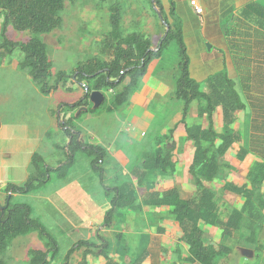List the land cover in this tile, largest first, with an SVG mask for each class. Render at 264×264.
<instances>
[{"label": "trees", "instance_id": "obj_1", "mask_svg": "<svg viewBox=\"0 0 264 264\" xmlns=\"http://www.w3.org/2000/svg\"><path fill=\"white\" fill-rule=\"evenodd\" d=\"M65 0H0V11L3 16L0 36V56H13L20 52L23 58L19 68L26 70L32 82L38 87L43 96L55 95L65 88L67 81L72 79L83 90L82 97L68 104L61 102L57 110L51 115L55 119L58 129L67 139L64 147L55 148L63 152L64 161L57 167L48 165L44 157L34 154L31 158V172L24 185L8 184L5 188L8 194L3 208L0 204V264H6L4 256L11 243L19 237H36V242L27 247L25 261L28 264H50L59 256L58 241L50 233L41 220L33 217V209L26 203H12L15 196H28L47 189L55 180L66 181L76 163L77 155L83 154L90 160L94 174L99 178L100 185L111 199V208L104 217V227L113 226L116 213L123 209L136 210V194L132 184L124 189H115L116 196L111 198V192L105 184L104 164L107 158L106 150L98 145L82 141V132L73 126V118L65 120L64 113H76L78 110L91 105V95L94 92H112L107 110L117 111L128 104L131 95L139 82L147 74L149 65L155 59H160L172 43L177 46V75L175 78V98L182 104L181 124L186 127V140L192 141L195 156L190 166V175L195 179L196 192L189 199H183L178 188L164 193H148L144 197V205L168 208L177 222L182 241L187 246L191 257L189 261L199 264H219V259L229 255L231 250L225 246L219 248L204 242V232L201 224L218 227L223 230V236H233L244 228L245 220L254 225L260 222L264 202L260 189L264 184V165L253 166L249 173L250 183L238 187L227 184L225 188L241 197L243 203L240 208L233 209L227 219L222 217L216 193L208 187L217 180L222 169V163L227 152L238 145L240 133L235 129L238 115L245 111V104L236 89V84L223 70L208 80V92H203L201 86L190 75V58L185 44L182 26L177 19L173 24L169 21L161 0H151L152 7L162 26L166 29L159 38V44L154 49L152 41L144 34L133 32L128 35L122 33V12L119 5L110 8L111 31L102 45V52L109 56L108 62L88 60L78 65L72 75L66 72L52 74L53 64L43 36L58 29L62 25L60 16ZM244 19L252 22V18L264 19V8L250 5L242 12ZM251 19V20H250ZM264 30L262 19L254 23ZM25 34V40L17 41L13 37ZM250 79V80H248ZM251 79L264 81V71H254L248 74ZM199 104V119H205L208 127L186 126L191 106ZM107 103V100L99 108ZM97 109L91 111L96 112ZM221 112L222 132L216 130V116ZM175 130L159 134L153 139L154 150L145 157L142 175L150 172L162 174L173 173L175 170V153L177 143L174 139ZM52 138L49 132L46 135ZM239 152V158L244 159V153ZM138 185L143 183L138 179ZM128 190V192H126ZM253 234L247 242L256 245ZM257 245L256 251L260 249ZM109 242L103 240L96 244L90 241L78 242L66 255L67 264L76 252L82 254L79 264H87V257L97 255L104 258L105 264H122L109 258L111 251ZM143 258H138L130 264H142Z\"/></svg>", "mask_w": 264, "mask_h": 264}, {"label": "crops", "instance_id": "obj_2", "mask_svg": "<svg viewBox=\"0 0 264 264\" xmlns=\"http://www.w3.org/2000/svg\"><path fill=\"white\" fill-rule=\"evenodd\" d=\"M190 1L161 0L164 9L167 6L171 8L169 15L165 9L169 21L174 23L177 19L182 26L190 58L191 78L205 87L206 80L213 74L226 70L231 80L238 81L235 84L239 85L244 93V100L240 96L242 102L248 103L245 104V111L238 115L236 124L238 130L235 128L239 131L241 140L227 152L217 180L208 185L217 197L221 198L219 200L221 213L225 215L226 212L225 218H228L231 211L240 208L243 202L241 197L230 193L225 186L245 185L249 182V173L253 166L264 165V81L251 79L250 83L246 82L250 80L248 79L250 72L264 71V30L254 24L259 19L264 23V19L255 17L250 19L252 21L250 22L242 16L243 10L250 5L264 8V0H197L203 10L202 15L194 12ZM207 45H211L210 51ZM173 71L174 67L168 62L166 53L160 59L152 61L128 104L116 111L119 114L117 118L123 126L112 137L111 147L119 150L115 156L119 161L117 164L119 180L126 177L127 172L130 173L128 167L131 165L124 152L129 150V146L121 141L123 142L125 138L133 146L152 143L156 136L164 134L163 131L168 126L169 115L166 110L171 106L167 105L165 97L167 89L162 78ZM173 88L175 90V79ZM198 111L199 104L194 102L186 120L188 128L194 125L208 127L205 119H199ZM173 114L174 117H178L177 113ZM2 116L4 115L0 116V182L22 184L29 177L31 158L37 153L38 133L42 126L29 128L24 123H20L22 126L15 125L13 122L5 121ZM181 120L170 129L175 130L174 139L177 143L174 172L170 176L163 174L154 182L151 179L152 183L150 178L159 172L148 173L149 181L144 180L141 184L146 191L141 198L136 194L137 189L135 190L136 199H139L135 202L137 209L118 211L116 222L110 228L103 225L104 203L102 201L94 203L92 200L93 197L99 198L98 194L83 189H68L67 186L59 184L63 181L52 182L47 187V196L55 214L66 217L61 230L86 231L87 237L85 236L82 241L96 244L102 243L103 240L109 242L112 247L109 258L122 264H130L138 258H143L142 264H199L189 261L191 255L182 241L181 230L169 209L144 205V197L148 193H164L178 188L182 198L189 199L196 192L195 179L189 172L195 156V147L192 141L186 140V127L181 124ZM215 122L222 131L221 112L216 116ZM219 130L217 132H220ZM98 133L95 132V138ZM19 134L23 135L22 139L19 138ZM94 145H101L107 150L111 148L101 141ZM153 150L154 148L150 153ZM241 151L244 153L243 160L239 158ZM150 153L140 160L141 167L145 163V157ZM106 176L105 171V184ZM147 184L151 186L146 189ZM262 208L261 221L248 226L256 242L264 237L262 236L264 207ZM201 229L204 232L205 244L229 248L231 250L229 258L253 255L254 250L247 249V238L243 237L242 230L235 232L231 237L223 236V230L218 227L201 224ZM82 254L83 252H76L72 258H82ZM87 264H105V260L90 254L87 257Z\"/></svg>", "mask_w": 264, "mask_h": 264}, {"label": "rangeland", "instance_id": "obj_3", "mask_svg": "<svg viewBox=\"0 0 264 264\" xmlns=\"http://www.w3.org/2000/svg\"><path fill=\"white\" fill-rule=\"evenodd\" d=\"M113 5H119L121 8L123 35H128L133 32L142 33L148 40L152 41V47L154 49L156 48L159 44L158 39L164 35L166 29L162 26L157 17L152 7L151 0H65L64 8L60 14L62 18L61 27L42 37L53 64L52 74L54 78L59 72H66L72 75L78 65L88 60H99L102 62H108L110 60L109 56L103 54L102 45L111 31L110 8ZM165 9L169 15L171 8L167 6ZM2 22L3 16L0 11V32ZM18 36L19 37L15 35L13 38L17 41L25 40L26 38L25 34H19ZM1 41L2 38L0 36V42ZM207 46H209L207 49L210 51L211 45ZM177 51L178 49L175 43H172L165 51L168 62L173 65L174 71L162 78L163 85L167 89V94L165 95L167 105L168 107L171 106L169 110H166V113L169 115V122L168 126L165 127L163 131L164 134L174 128L182 117V104L176 100L173 88V79H175L177 75ZM22 58L23 55L20 52L15 53L13 56H5L4 54L0 56V116L4 115L2 117L5 121L13 122L15 125L24 123L28 127L42 126L38 133L36 152L44 157L48 165L57 167L64 161V156L63 152L57 150L55 146H66L67 139L63 136L62 131L57 128L55 119L52 117L51 113L57 110L56 106L63 101L71 104L79 100L83 95V90L70 79L67 81L66 87L55 95H41L38 87L29 77L28 71L19 68V62ZM158 76L162 77V75ZM208 80L209 79L205 82V87L204 84L201 86V90L205 93L208 92ZM235 83L237 84L238 81ZM236 89L244 100V93L241 87L238 85ZM102 94L107 100V103L101 108L98 107L99 109L96 112L91 111L92 109H97L95 108L96 104L92 102L90 106L84 107L76 113H64L63 117H65V120L73 118V126L82 132V141L92 145L101 141L110 148L111 143H113L112 137L118 130L122 129L121 127L123 124L118 120L117 117L119 114L116 111L109 112L107 110L113 93L105 92ZM245 104L248 105V103ZM173 113H177L178 117H174L175 114ZM21 124L20 126H22ZM216 129L219 130L217 125ZM48 131L52 136L50 140L46 138V133ZM97 131L99 133L95 138V132ZM18 136L20 139L23 138V135L19 134ZM121 143L129 146V150L124 152L127 155L129 164H131L128 167L130 173L127 172L126 177H121V180H119L120 172L117 165L119 161L115 157L117 152L119 153V150L115 148L112 149V147L107 150L103 146L98 145L103 147L107 152L104 165L107 175L106 186L112 190L110 191L112 198L116 196L115 189H124L126 185L133 184L135 190L137 189L136 194L141 198L146 191L145 187L139 186L137 181L141 178L143 182L144 180L149 181V175L148 173L142 175L143 171L140 160L144 158V155L150 153L154 144L153 142H146L133 146L131 142L127 141L125 138ZM167 174L169 176L172 175L170 172ZM162 176L163 174L161 173L154 174L153 177L150 178V183ZM248 181V183H250V180ZM8 184L10 183L0 182L1 208L4 207L8 196L5 191ZM16 184L24 185V183ZM59 184H62L64 187L67 186L68 189L77 188L98 194L97 197L99 198L93 197L92 200L94 203H100V201L104 203L105 210L103 216L111 208V199L106 196V191L100 185L99 178L91 169L90 160L81 153L77 155L75 166L69 173L67 180ZM53 185H55V183H53ZM150 186L147 184L146 189ZM260 192L263 196L262 201L264 202L263 187L260 189ZM47 194V189H44L28 196L17 195L12 203H26L30 205L33 209V217L41 220L58 241L60 247L59 256L50 264H67L66 255L68 251L78 242L82 241V239H85L87 233L83 230L63 232L61 229L64 227L63 222H65L66 217L55 214L54 208L49 204ZM217 199L219 201L221 198L217 197ZM226 215V212L225 215L222 212L223 218H225ZM116 218L117 215L114 216L113 223L116 222ZM225 219H227V217ZM249 225L252 226L248 220H245L244 228L241 231L244 238H248V236L251 235L248 230ZM263 235L264 234H262V236ZM35 239L36 237L31 236L15 239L7 250L6 256H4L6 264H28L25 261V253L27 247L33 244ZM257 245L260 247L258 251H256ZM248 248L254 250L253 255L248 254L245 258H229V255H224V257L219 259V264H264V237L261 238L256 245H251L247 242V249ZM80 259L79 257H74L68 264H79Z\"/></svg>", "mask_w": 264, "mask_h": 264}, {"label": "water", "instance_id": "obj_4", "mask_svg": "<svg viewBox=\"0 0 264 264\" xmlns=\"http://www.w3.org/2000/svg\"><path fill=\"white\" fill-rule=\"evenodd\" d=\"M209 47V46H208ZM91 101L95 103V108H98L101 106V104L105 101V97L102 93L100 92H94L91 95Z\"/></svg>", "mask_w": 264, "mask_h": 264}, {"label": "built area", "instance_id": "obj_5", "mask_svg": "<svg viewBox=\"0 0 264 264\" xmlns=\"http://www.w3.org/2000/svg\"><path fill=\"white\" fill-rule=\"evenodd\" d=\"M190 6L191 8L194 10V12L197 14V15H202L203 14V10L202 8L200 7L199 3L197 2V0H191L190 1Z\"/></svg>", "mask_w": 264, "mask_h": 264}]
</instances>
